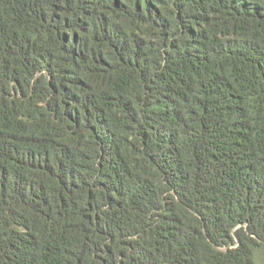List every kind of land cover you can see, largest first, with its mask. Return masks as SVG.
<instances>
[{"label":"trees","instance_id":"1","mask_svg":"<svg viewBox=\"0 0 264 264\" xmlns=\"http://www.w3.org/2000/svg\"><path fill=\"white\" fill-rule=\"evenodd\" d=\"M0 264H264V0H0Z\"/></svg>","mask_w":264,"mask_h":264}]
</instances>
